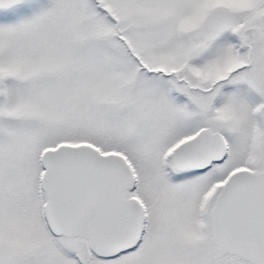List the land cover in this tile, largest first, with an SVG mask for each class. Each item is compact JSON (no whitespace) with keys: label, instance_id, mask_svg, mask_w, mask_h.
<instances>
[{"label":"snow or ice","instance_id":"snow-or-ice-1","mask_svg":"<svg viewBox=\"0 0 264 264\" xmlns=\"http://www.w3.org/2000/svg\"><path fill=\"white\" fill-rule=\"evenodd\" d=\"M0 264H264V0H0Z\"/></svg>","mask_w":264,"mask_h":264}]
</instances>
